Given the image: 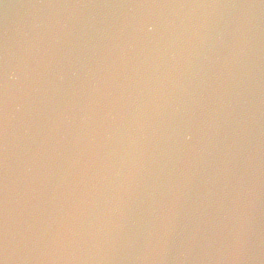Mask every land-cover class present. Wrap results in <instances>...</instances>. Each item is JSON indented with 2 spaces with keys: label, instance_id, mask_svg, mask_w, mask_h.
<instances>
[{
  "label": "water",
  "instance_id": "obj_1",
  "mask_svg": "<svg viewBox=\"0 0 264 264\" xmlns=\"http://www.w3.org/2000/svg\"><path fill=\"white\" fill-rule=\"evenodd\" d=\"M264 196V0H0V264H181Z\"/></svg>",
  "mask_w": 264,
  "mask_h": 264
}]
</instances>
